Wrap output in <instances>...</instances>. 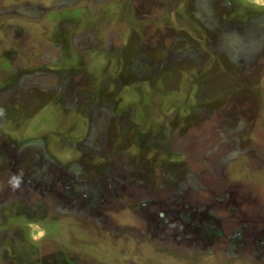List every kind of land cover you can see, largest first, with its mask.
<instances>
[{
    "label": "rangeland",
    "instance_id": "obj_1",
    "mask_svg": "<svg viewBox=\"0 0 264 264\" xmlns=\"http://www.w3.org/2000/svg\"><path fill=\"white\" fill-rule=\"evenodd\" d=\"M0 264H264V0H0Z\"/></svg>",
    "mask_w": 264,
    "mask_h": 264
}]
</instances>
